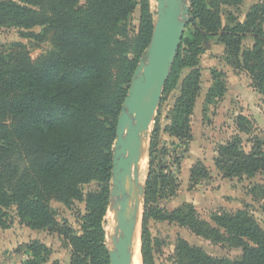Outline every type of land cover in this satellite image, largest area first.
<instances>
[{
	"label": "trees",
	"instance_id": "16d2710c",
	"mask_svg": "<svg viewBox=\"0 0 264 264\" xmlns=\"http://www.w3.org/2000/svg\"><path fill=\"white\" fill-rule=\"evenodd\" d=\"M139 2L141 28L133 36L129 19ZM242 2L191 0L192 19L186 27L192 24L195 30L183 36L161 99L176 89L182 70L190 68L165 128L186 145L193 140L191 121L202 83L199 60L210 35L219 37L228 62L247 71L264 97V2L253 4L243 20L223 25L222 7ZM154 20L149 0H0V27H18L37 45H50L37 59L23 42L0 52V227L8 225V211L15 207L28 227L58 232L68 241L71 264H111L104 217L110 203L116 125L134 72L151 42ZM37 26L40 32L32 30ZM247 35L254 36V43L244 47ZM225 92L226 83L216 75L206 104L217 102ZM236 123L240 131L252 132L249 117L240 114ZM252 143L246 151L237 134L219 145L214 160L223 176L264 173V140L253 137ZM190 172L191 186L210 177L200 160ZM93 181L102 183L100 190L85 194L84 185ZM176 182L164 169H152L147 179L144 264H154L150 217L177 222L201 237L243 250L237 259L216 257L181 238L174 264H264V229L247 210L214 213L211 223L192 203L172 211L160 206L158 195H174ZM52 201L66 206L86 202L81 234L59 223ZM28 248L32 258L23 264H43L50 255L39 239Z\"/></svg>",
	"mask_w": 264,
	"mask_h": 264
},
{
	"label": "rangeland",
	"instance_id": "374dc122",
	"mask_svg": "<svg viewBox=\"0 0 264 264\" xmlns=\"http://www.w3.org/2000/svg\"><path fill=\"white\" fill-rule=\"evenodd\" d=\"M84 1L82 0V3ZM149 1L155 19L157 1L156 3L154 0ZM207 1L211 3V0ZM190 2L191 0H188V3ZM259 2H264V0H243L238 6H223V25L227 27L233 25L235 21L243 20L251 6ZM141 18L142 5L139 2L129 19V29L133 36L140 31ZM32 30L40 32L41 27L37 26ZM194 30V26L188 24L184 34L190 35ZM22 31L18 27H0V52L3 50L9 51L14 42H23L28 45L31 56L37 59L50 46L49 42L37 45L34 41L23 37ZM209 37L214 41L211 44L213 48L209 52L206 48H203L199 60V63L200 61L202 62L201 66L205 67V69L203 68L205 70L203 82L206 86V83L210 82L211 75L213 77L221 75L224 82L229 85L226 105H222L220 98L217 102L205 106L204 98H202V101L196 106V112L192 115L194 137L196 138L193 137L189 145H186L177 138L169 136L165 132V128L170 123V110L173 108L175 99L180 93L181 82L191 70L190 68L182 70L176 89L161 100L150 126L147 149L141 156L143 160L139 166L142 179L141 185L144 189L143 214L140 216L137 229L139 231L142 264H144L142 234L143 216L146 208L145 189L152 169L155 171L164 169L168 174L172 172L173 177L177 180L174 195L170 197L158 195V204L163 208L172 211L184 203H192L196 208L197 214L211 223H213L212 216L214 213L222 212L223 210L235 212L238 209H245L253 215L264 229V173L258 172L252 177L245 175L241 178H227L216 167L214 160L219 145L227 142L237 134L242 137L246 151L251 150L253 137H259L264 140L263 95L254 89L250 74L247 71L234 69L228 62L226 50L223 48L225 45L223 46V43H220L219 37L216 35H210ZM253 41L254 38L247 35L243 39L244 47L251 46ZM209 55L213 57V60H209ZM237 90L238 92H236ZM240 114L249 116L253 121L251 133L238 129L236 122ZM156 129H159L158 137L154 136ZM175 158L178 159V162L174 160ZM192 160H202L210 170V177L200 180L195 186H191V170L188 166V162L190 163ZM151 161L153 164H151ZM101 185L100 181L88 183L84 185V193L99 191ZM111 186L112 182L110 180V188ZM51 204L56 212V219L61 225L70 227L75 234L82 233L83 218L87 213L85 201H75L70 206L57 201H52ZM112 205L113 199L110 196V203L104 217L106 244L109 249L114 247L112 238L116 235L118 225ZM108 215L110 218L113 217L112 223L109 221ZM147 228L150 232L154 264H174L176 247L181 238L186 239L193 246L203 248L207 253L216 257L237 259L243 254V250L240 247H231L228 243L213 242L195 234L188 227L181 226L177 222L150 217L147 222ZM33 239H39L50 249V255L43 264H71L72 247L68 241L58 232L28 227L18 218L15 207L8 211V225L0 227L1 264H23L31 259L32 254L29 251L28 243Z\"/></svg>",
	"mask_w": 264,
	"mask_h": 264
},
{
	"label": "water",
	"instance_id": "95a60500",
	"mask_svg": "<svg viewBox=\"0 0 264 264\" xmlns=\"http://www.w3.org/2000/svg\"><path fill=\"white\" fill-rule=\"evenodd\" d=\"M156 1L152 39L134 72L116 125L110 196L118 225L112 238L114 247L109 249L111 264H131L134 238L143 214L139 160L146 152L150 126L186 25L192 19L188 0Z\"/></svg>",
	"mask_w": 264,
	"mask_h": 264
},
{
	"label": "crops",
	"instance_id": "0c3cea01",
	"mask_svg": "<svg viewBox=\"0 0 264 264\" xmlns=\"http://www.w3.org/2000/svg\"><path fill=\"white\" fill-rule=\"evenodd\" d=\"M252 38H254V36L253 35H250ZM214 43V41H213V39L212 38H210V37H208L207 38V40L204 42V44H203V48H206L207 49V51L209 52L210 50H212V48L213 47H211V44H213ZM221 43V42H220ZM253 43H254V41H253ZM252 43V44H253ZM251 44V45H252ZM216 45V44H215ZM214 45V46H215ZM223 46H224V44H223ZM223 48H225V47H223ZM225 50V49H224ZM209 60H213V57L211 56V55H209ZM215 60V59H214ZM201 64H202V62L200 61V63H199V67L200 68H202L201 69V73H202V83H201V90H200V93H199V95H198V97H197V100H196V105H195V108H194V112H196V106L199 104V102H201L202 101V98H204V104H205V106H207L208 104H206V96H207V93H208V90H209V88H211L212 86H213V84H214V77L211 75V77H210V82H207L206 83V86H207V89H206V86H205V83L203 82L204 81V69H205V67H202L201 66ZM204 68V69H203ZM234 68V67H233ZM235 69V68H234ZM238 70V69H237ZM251 81H252V79H251ZM252 86H253V82H252ZM254 87V86H253ZM254 89L255 90H257L255 87H254ZM205 90H206V92H205ZM204 91V92H203ZM258 91V90H257ZM203 92V93H202ZM236 92H238V90L236 91ZM259 92V91H258ZM204 93H205V95H204ZM260 93V92H259ZM228 94H229V85H228V83L226 84V92H225V94L221 97V103H222V105H226V101H227V96H228ZM261 94V93H260ZM204 96V97H203ZM264 98V97H263ZM242 115H245V114H242ZM245 116H247V115H245ZM247 117H249V116H247ZM250 118V117H249ZM191 126H192V132H193V137H194V131H193V125H192V121H191ZM194 138H196V137H194ZM202 161V160H201ZM197 162V160L196 161H191L190 163L188 162V166L190 167V170H191V168H192V166L195 164ZM189 167H188V169H189ZM189 170V171H190Z\"/></svg>",
	"mask_w": 264,
	"mask_h": 264
},
{
	"label": "bare ground",
	"instance_id": "6f19581e",
	"mask_svg": "<svg viewBox=\"0 0 264 264\" xmlns=\"http://www.w3.org/2000/svg\"><path fill=\"white\" fill-rule=\"evenodd\" d=\"M154 2L156 3V0H154ZM142 160L143 159L140 157L139 166L142 163ZM108 218H110L109 215H108ZM112 219H113V217H111L110 220H109V221H111V223L113 221ZM141 258L142 257H141V253H140L139 231H137V233L135 235V238H134V244H133V247H132L131 264H142V259Z\"/></svg>",
	"mask_w": 264,
	"mask_h": 264
}]
</instances>
